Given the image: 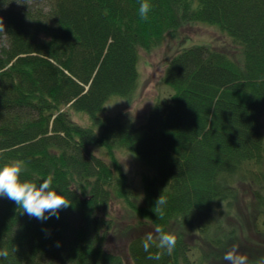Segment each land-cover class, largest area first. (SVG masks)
I'll return each instance as SVG.
<instances>
[{"label":"trees","instance_id":"obj_1","mask_svg":"<svg viewBox=\"0 0 264 264\" xmlns=\"http://www.w3.org/2000/svg\"><path fill=\"white\" fill-rule=\"evenodd\" d=\"M141 2L0 0V166L23 160V178L38 182L52 174L72 201L41 221L0 197V249L9 252L0 264H127L109 249L112 236L125 239L133 264H219L239 235L236 247L264 258V242H243L264 215V176L248 168L264 165V0H149L147 20ZM200 23L226 33L235 51H179L163 75L173 93L146 120L105 113L111 97L137 90L142 50ZM118 151L146 165L140 193ZM239 180L257 187L248 219L227 212ZM160 195L162 216L154 211ZM116 199L142 224L175 234L173 253L146 252V235L119 228ZM233 216L239 231L226 225ZM157 252L159 260L148 259Z\"/></svg>","mask_w":264,"mask_h":264},{"label":"rangeland","instance_id":"obj_2","mask_svg":"<svg viewBox=\"0 0 264 264\" xmlns=\"http://www.w3.org/2000/svg\"><path fill=\"white\" fill-rule=\"evenodd\" d=\"M203 45L212 47L214 49H218L220 47L230 48L227 51H235L236 48L233 46L232 40L227 37V34L220 31L215 26L201 23L187 25L179 32L178 37H168L161 44V46L155 47L152 50L141 51V58L138 65L141 76L139 78V86L137 87V90L130 98L121 96L111 97L106 103L105 113L109 115H115L120 112H124L125 115H132L139 120H146L152 107L162 99L170 97V95L173 93L172 88L163 80V75L169 60L179 51L193 46ZM73 116L75 120L80 123H84L87 119L85 116L79 114H74ZM260 125L264 134V113H262L260 116ZM117 156L122 161L123 166L130 177L131 187L135 189L136 192H139L141 188L143 189L144 174L142 176L141 174L147 170L146 165L136 155L130 154L126 151H118ZM248 168L255 169V173L257 175L264 176V165H261L260 167L257 166L255 168V164H251ZM237 184L239 185L238 195L234 201L233 207L231 209H228L227 207V212H229L231 215L241 213L242 215H246V219H248V216L258 205V203H256L254 192L257 187L255 186L254 182L251 183L253 184L252 186H255L254 189L251 188V185H248L246 182H240ZM112 208V216L114 217L119 228L123 226L131 227L132 225L134 227L135 234L140 233L142 235H146L148 233H152L154 236L156 235V228L149 222H144V224H142L143 221H138V217L133 214L131 209L123 200L116 199L112 204ZM255 221L257 222L253 223L255 224V228L258 225V229L260 230V233L263 234V236L259 235L258 230L255 232V228L252 230L251 227L249 240H243V242L246 243L248 247L253 246V244H255L256 247H260L264 242V215H258L257 219L255 218ZM238 223L239 221H236L233 216L229 219L226 225L229 230L233 229L239 231L237 225ZM240 237L241 236L239 235L238 238L231 240V248L240 243ZM124 240V238L112 236L109 238L108 247L114 253L121 255L127 264H133L131 258L128 255L127 242ZM200 240H202V238ZM235 241L236 244H234ZM238 250L241 254L248 255V253H246L247 250L240 248H238ZM251 254L258 256L259 252H254L253 250ZM198 257L199 253L197 251L195 252L193 258L198 259ZM248 258L252 262L261 259L258 258L254 260L249 256ZM204 263L208 264L207 262ZM219 264H227V262H220Z\"/></svg>","mask_w":264,"mask_h":264},{"label":"clouds","instance_id":"obj_3","mask_svg":"<svg viewBox=\"0 0 264 264\" xmlns=\"http://www.w3.org/2000/svg\"><path fill=\"white\" fill-rule=\"evenodd\" d=\"M149 0H142L139 7V15L147 20L148 14L152 10ZM0 26L4 25L0 20ZM2 155V152H0ZM27 172L26 163L23 160H12L0 166V197L13 201L21 213L27 214L41 221H45L53 216L58 218L61 209H66L72 205V201L53 187L54 176L49 174L42 181L24 179ZM167 203L166 198L160 195L156 201L154 211L158 216H162L161 206ZM157 235L146 234L143 238L142 246L146 252L153 246L166 251L171 255L177 244V236L170 232H165L162 228L155 229ZM163 252L149 255L148 259L159 260ZM9 252L7 249H0V258L7 259ZM227 264H264V258L255 262L249 260L247 255L241 254L237 247L231 248L223 257Z\"/></svg>","mask_w":264,"mask_h":264}]
</instances>
